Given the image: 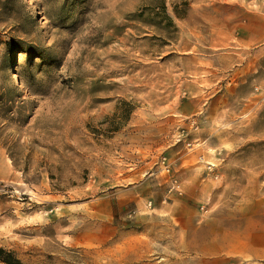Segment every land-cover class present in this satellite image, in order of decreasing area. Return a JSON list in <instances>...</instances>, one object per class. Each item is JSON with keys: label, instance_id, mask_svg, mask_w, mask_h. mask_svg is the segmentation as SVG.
<instances>
[{"label": "rangeland", "instance_id": "rangeland-1", "mask_svg": "<svg viewBox=\"0 0 264 264\" xmlns=\"http://www.w3.org/2000/svg\"><path fill=\"white\" fill-rule=\"evenodd\" d=\"M0 249L264 264V0H0Z\"/></svg>", "mask_w": 264, "mask_h": 264}, {"label": "trees", "instance_id": "trees-1", "mask_svg": "<svg viewBox=\"0 0 264 264\" xmlns=\"http://www.w3.org/2000/svg\"><path fill=\"white\" fill-rule=\"evenodd\" d=\"M0 261H2L5 264H23L16 258H14L12 254L6 253L2 249H0Z\"/></svg>", "mask_w": 264, "mask_h": 264}, {"label": "built area", "instance_id": "built-area-1", "mask_svg": "<svg viewBox=\"0 0 264 264\" xmlns=\"http://www.w3.org/2000/svg\"><path fill=\"white\" fill-rule=\"evenodd\" d=\"M163 164L165 163V159H163ZM165 170L167 171V172H169V167H168V165H165ZM176 184V181H174L173 182V185H175Z\"/></svg>", "mask_w": 264, "mask_h": 264}]
</instances>
